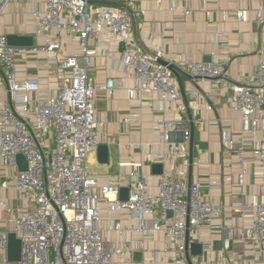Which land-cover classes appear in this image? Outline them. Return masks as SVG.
Listing matches in <instances>:
<instances>
[{
	"label": "built area",
	"instance_id": "2783aa9c",
	"mask_svg": "<svg viewBox=\"0 0 264 264\" xmlns=\"http://www.w3.org/2000/svg\"><path fill=\"white\" fill-rule=\"evenodd\" d=\"M9 0H3L2 6ZM138 0H45L43 9L33 12L34 35L58 32L47 36L43 46L15 47L0 35V68L6 71L3 89L10 99L0 105V163L14 168L15 189L35 208L18 212L14 229L22 243L21 259L10 261L7 255L8 230H0V264H114L130 257L134 247L133 234H153L163 231L169 241L172 264H188L186 237L188 229L202 225L222 230L223 207L204 197L199 183L189 186L187 168L190 166L189 141L191 130L187 107L181 99L179 83L171 70L158 62L170 61L163 47L153 52L145 50L137 37L134 14H144ZM181 0H173L174 6ZM190 1V0H183ZM206 2L207 0H202ZM254 9L264 26V0ZM161 1L159 0V3ZM250 10L234 11L238 20L246 22ZM190 14V10H185ZM213 18L212 14H209ZM229 11L222 13L227 20ZM69 32L79 45V54H62L63 32ZM104 37L116 40L122 50L123 62L133 71L135 83L125 87L123 80L108 79L96 86L89 75L92 58ZM223 47L221 42H218ZM46 52L58 62L50 67L56 78L54 92L44 96L38 78L17 79V55ZM63 58L60 60V57ZM82 58L83 63L80 62ZM228 57L214 54L210 62L176 63L182 73L193 81L221 80L232 90V105L239 112L244 132L253 136L264 132V62L259 63L248 82H233L226 68ZM125 89L129 99L142 94H156L162 106L177 103L178 117L163 122V141L170 150L159 159L173 162V170H163L157 193H149L143 176V162L121 163L131 168L126 176L129 199H119L122 181L99 185L87 169V159L101 144L93 98L96 90L113 97ZM38 98L34 97V94ZM192 96H196L194 92ZM207 109H212L209 104ZM128 117L125 122H131ZM173 131L183 133L182 140H171ZM241 149L250 143L240 141ZM23 154L28 170L19 171L16 156ZM255 159L263 166L262 196L252 198L255 221L245 228V236L257 246L264 243V137L252 149ZM114 196V200L110 199ZM111 202L117 211L128 212L138 220L136 227L124 228L121 222L112 228L117 234L115 244L103 234L99 223L103 205ZM172 211V216L168 212ZM193 242L199 243L196 238ZM230 239L225 240L229 248ZM201 264H206L202 262ZM264 264V262H263Z\"/></svg>",
	"mask_w": 264,
	"mask_h": 264
},
{
	"label": "crops",
	"instance_id": "0c3cea01",
	"mask_svg": "<svg viewBox=\"0 0 264 264\" xmlns=\"http://www.w3.org/2000/svg\"><path fill=\"white\" fill-rule=\"evenodd\" d=\"M44 1L9 0L2 6L3 0H0V35L33 36L37 48L44 45L47 36L58 37L55 30L37 36L33 34L32 14L36 9H43ZM160 1L138 0L136 3L145 13L134 14L133 27L146 51L153 52L156 47H163L165 56L179 64L205 62L214 54L228 57L230 61L226 68L233 82L250 81L256 66L264 62V26L253 12L261 0H181L176 6L173 0ZM239 8L251 11L246 22L237 19L234 11ZM187 9L190 10L188 15L185 14ZM224 11H229L227 20L222 19ZM209 14L213 15L212 19ZM61 38L64 56L80 53L79 45L69 32H63ZM29 52L18 54L22 63L18 66L17 55L18 81L23 83L26 78H38L42 80L40 89L43 95L52 94L56 78L49 68H56L58 62L50 59L46 52ZM30 55L34 56L32 61H29ZM80 62L83 63L82 58ZM89 75L96 86L104 85L108 79L123 80L125 87L135 83L133 71L123 62L120 44L108 37L101 40L98 52L92 58ZM5 78L6 71L0 68V105L10 99L2 87L6 84ZM180 78L187 104L180 89L181 99L187 107V115L188 109L192 115L193 143L189 141V151L193 149L192 184L199 183L204 197L223 207L221 222L224 229L214 230L205 225L190 229V241L196 238L204 249L202 256L192 257L193 264H263L264 243L257 246L248 240L245 228L255 221L253 196L263 194V166L254 158L252 149L257 141L263 139L264 132L260 129L253 136L243 131L240 114L231 101L233 90L228 84L221 80L193 81L184 73H180ZM194 92L196 96H192ZM34 97L38 98V93ZM93 103L97 123L102 124L101 144L109 147V163L100 164L96 150L87 159L88 171L101 186L121 180L123 187L129 184L126 176L131 168L121 163L141 161V172L147 180L149 193H157L160 175L155 174L152 167L171 148L163 141V122L177 119L178 104L162 106L158 96L149 93L129 99L125 89L117 90L113 97L103 90H96ZM206 104L212 109H207ZM128 117L132 118L129 123L125 122ZM191 127L189 119L190 130ZM182 137V132L173 131L171 134L174 142L182 140ZM242 140L250 143L243 149L240 145ZM164 170L171 172L173 162L166 160ZM15 171L0 163V230L10 232L14 229L17 209L22 212L35 208L34 204L29 205L19 198L21 196L15 189ZM186 174L189 180V167ZM109 197L114 200V196ZM8 206L11 211L6 210ZM118 222L124 228L138 224L130 213L113 209L110 201L105 203L99 227L113 244L118 234L112 228ZM227 238L230 239L228 249L225 248ZM130 242L134 253L143 252V260L135 261L133 253L114 264H172L169 241L163 231L133 234Z\"/></svg>",
	"mask_w": 264,
	"mask_h": 264
},
{
	"label": "water",
	"instance_id": "95a60500",
	"mask_svg": "<svg viewBox=\"0 0 264 264\" xmlns=\"http://www.w3.org/2000/svg\"><path fill=\"white\" fill-rule=\"evenodd\" d=\"M6 39L9 45L15 47H22V48H32L34 46V37L28 35H18V34H7ZM212 58H206L205 62H210ZM158 62L162 65L167 66L171 72L178 78V82L180 85V89L184 95L185 102L187 104L185 93L182 89L181 85V78L180 73L181 70L178 68L175 62L167 61L164 59H159ZM188 117L191 121V142L193 143V124H192V115L190 109H188ZM97 157L100 164H108L109 163V147L106 144H100L97 148ZM16 164L19 171H26L28 170V162L26 157L23 154H18L16 156ZM192 167H193V149L190 152V166H189V180L188 184L191 186L192 184ZM153 172L157 175H161L164 170V165L162 163H155L153 164ZM130 189L128 186H123L120 189L119 199L121 201H127L129 199ZM169 216H172V211L168 212ZM203 245L197 242L190 241V230L187 231L186 237V257L188 264H193L192 257H198L203 255ZM22 253V243L21 240L17 237L16 233L9 232L8 234V248H7V255L10 261H19L21 259ZM133 258L135 261H142L143 260V252L136 251L133 254Z\"/></svg>",
	"mask_w": 264,
	"mask_h": 264
},
{
	"label": "rangeland",
	"instance_id": "374dc122",
	"mask_svg": "<svg viewBox=\"0 0 264 264\" xmlns=\"http://www.w3.org/2000/svg\"><path fill=\"white\" fill-rule=\"evenodd\" d=\"M0 7H2L1 6V4H0ZM4 8V7H3ZM36 43H37V40H36ZM37 45V44H36ZM28 53H30V52H28ZM20 56H21V54H19ZM19 55H18V58H19ZM29 57V61H32V58H34V56H28ZM18 64H17V66L19 65V64H22V63H20V58L18 59V62H17ZM20 199H24V200H26L25 198H23V197H19ZM29 205H31V204H29ZM7 211H11L12 210V208L11 207H9L8 206V208L6 209ZM18 210L19 209H17V212L16 213H18ZM20 210H22V209H20Z\"/></svg>",
	"mask_w": 264,
	"mask_h": 264
}]
</instances>
